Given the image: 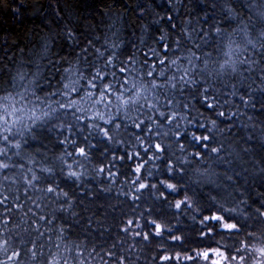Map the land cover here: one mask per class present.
<instances>
[{"label":"snow or ice","instance_id":"obj_1","mask_svg":"<svg viewBox=\"0 0 264 264\" xmlns=\"http://www.w3.org/2000/svg\"><path fill=\"white\" fill-rule=\"evenodd\" d=\"M112 4L115 24L129 8ZM165 4L137 0L131 14L150 18L148 39L128 47L65 23L75 55L59 68L49 60L47 76L11 75L0 56V264H131L127 250L93 245L80 225L103 207L99 189L110 191L85 178L123 167L130 212L117 227L154 245L157 264H264V119L249 112L264 110V0ZM238 124L251 130L237 135ZM226 156L256 161L258 183ZM197 158L229 166L193 167ZM205 184L216 194L203 195Z\"/></svg>","mask_w":264,"mask_h":264},{"label":"trees","instance_id":"obj_2","mask_svg":"<svg viewBox=\"0 0 264 264\" xmlns=\"http://www.w3.org/2000/svg\"><path fill=\"white\" fill-rule=\"evenodd\" d=\"M118 2L128 7L129 12L121 13L119 22L113 24V19L119 9L112 4V0H0V56L7 52L8 57L6 59L13 62L10 74L15 75L17 70L31 74L39 69L43 75L47 76L51 69V65L48 64L49 60L53 61L59 68L63 63L59 59L61 56L75 55L73 49H76L77 46L68 40L64 31L65 23L73 25V29L78 34L87 35L89 32H94L101 42L106 39H112L116 42L123 41L126 47L138 43L137 37L145 39L147 42L148 38L143 34L142 25L148 23L150 18H145L143 14L138 12L135 15L131 14L132 9L136 7L137 0H118ZM153 2L158 7L160 5L167 7L165 0H153ZM194 2L199 3L201 7L203 6V0H194ZM41 4L43 7H38ZM65 4L69 6L64 7ZM55 5H59L61 11L66 13L63 18L56 17L53 11ZM101 5L112 6L113 12L105 13ZM16 7H19L21 11L17 12ZM200 10L194 11L193 16L198 15ZM137 16L140 19H137ZM49 20H52L51 24L48 23ZM20 49H24L23 53L19 51ZM12 52L16 53L15 57L11 55ZM253 111L258 120L264 119V110L257 107L254 110H249L250 114ZM246 123L247 121H245ZM237 127L241 130L236 133L237 135H244L245 131L251 130L245 129L243 124H238ZM233 131L236 130L233 129ZM233 140H235V136L229 140V143H232ZM33 143L34 146H38L35 145V142ZM236 144L238 145L239 141ZM49 147L53 151L59 150L58 142L52 143ZM228 151H232V149H228ZM259 159L260 157L257 155L256 160ZM225 160L229 161L238 173L242 168L247 169L244 178L249 179V181L255 178L258 183L260 174L255 172L252 167L256 161L251 160L248 156L243 157V160L247 161L246 163H241L240 159H234L232 156H226ZM209 163L221 170L229 166L219 162L213 163L212 160L201 163L197 158L193 167H208ZM256 166L259 167V165ZM113 171L116 170L113 169ZM125 174L129 177L132 176L127 167H123L120 174L115 177L93 174L85 178L86 182L92 183L94 187L103 183L104 187L110 191L104 192L103 189H99L101 194L99 205L103 207L93 218L92 224L88 225L84 220H80V225L82 228H86L89 240L93 245L102 244L108 248L111 244H117L120 248L118 255L127 250L131 264H157L156 256L158 253L155 251L154 245L146 244L141 237H134L131 232L124 233L122 228L117 227V222L123 220L121 213L130 212V197L123 195L124 192L128 191L127 181L124 180ZM244 178L240 180L242 184ZM245 187L249 190L250 195L255 196L254 186L251 185V182ZM200 191L205 196L216 194L215 186L212 184H205ZM108 205L111 208H108ZM191 216L192 212L186 213L187 218L184 223L189 228H194L196 225L195 221L191 220ZM136 230L139 231V229ZM188 243H192V240L190 239ZM169 247L171 248L172 245ZM159 264H166V262L159 261ZM185 264H189V262H185Z\"/></svg>","mask_w":264,"mask_h":264}]
</instances>
